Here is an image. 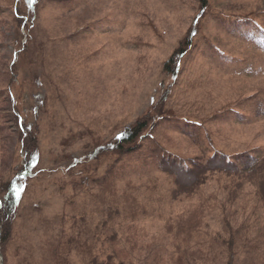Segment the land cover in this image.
Segmentation results:
<instances>
[{"label":"rangeland","instance_id":"obj_1","mask_svg":"<svg viewBox=\"0 0 264 264\" xmlns=\"http://www.w3.org/2000/svg\"><path fill=\"white\" fill-rule=\"evenodd\" d=\"M12 1L0 0V146L6 154L4 159L0 149V180L20 162L13 155L14 106L29 121L39 145L38 170L26 184L20 220L27 222L20 236L30 247L60 233L63 217L66 231L81 217L90 224L101 218L90 180L76 190L72 184L86 178L83 172L89 168L93 172L97 167L95 176L101 178L113 157L85 167L94 144L113 139L157 102L163 88L172 87L164 63L178 49L204 0H71L66 6L40 0L34 46L11 71L16 60ZM207 2L210 9L199 21L190 53L181 61L166 108L176 105L175 113L201 121L205 130L200 135H210L214 147L227 154L264 147V118L250 119L255 100L264 102V51L231 33L230 19L222 15L253 13L264 26V0ZM85 26L89 29L82 38L64 42ZM247 69L249 73L244 72ZM227 107L238 109L242 117L220 118L218 113ZM169 124L159 127L157 141L186 158L200 155L181 132L185 127L175 130ZM147 175H133L132 180L145 181ZM150 178H157L160 188L139 225L152 248L148 264H156L172 250L164 221L197 202L160 203L168 182L158 173ZM212 192L214 186L206 188V193ZM205 225V233L225 236L214 209L205 214ZM236 251L233 264H241L242 252L238 247ZM73 261L82 263L78 256ZM217 264H227V258Z\"/></svg>","mask_w":264,"mask_h":264},{"label":"trees","instance_id":"obj_2","mask_svg":"<svg viewBox=\"0 0 264 264\" xmlns=\"http://www.w3.org/2000/svg\"><path fill=\"white\" fill-rule=\"evenodd\" d=\"M56 1L61 6L71 2ZM207 1H202L199 15L178 49L164 63L165 74L174 82L182 59L190 53L193 39L199 33V21L210 9ZM39 4L40 0L12 1L16 60L11 63V71L15 70L19 59L26 56L30 46H34L33 24ZM222 15L230 19L228 28L233 27L231 33H239L245 41L255 43L264 51V26L253 13ZM88 29L89 26L79 28L78 32L67 35L64 42L71 44L73 39L82 38V33ZM23 40L25 43H22ZM250 70L244 72L249 73ZM174 82L172 87L163 88L157 102L145 114L124 127L113 139L105 143L96 142L92 153L84 160L86 167L113 157V163L101 178L95 176L97 167L93 172L89 168L83 172L86 178L72 184L76 190L90 180L97 191L93 196L94 206L101 218L90 224L85 217H81L76 222L73 220L70 230L66 231L63 217L61 232L53 238L39 240L38 246L31 244L28 247L20 236L27 225L26 221H20L23 219V196L29 189L26 184L34 179L38 170V137L29 121L13 106L17 133L13 155L20 162L10 168L4 180H0L2 264H77L73 261L75 256L80 258L81 264H148L152 248L147 247L145 230L139 224L148 215L147 205L152 204L153 195L160 188V181L150 178L154 173L164 176L168 182L169 189L160 197V203L197 202L164 221L163 230L172 242V250L166 259L160 256L156 264H217L224 257L227 264H233L237 247L243 255L241 264H264V147L236 154H227L214 147L210 135L206 133L205 138L200 135L205 130L201 121L175 113L176 105L166 108L172 100ZM250 109V119L264 118V102L255 100ZM235 115L242 117L238 109L232 107L218 113L226 120ZM163 123H170L169 128L175 130L183 125L185 129L181 132L200 155L186 158L165 149L154 136ZM207 144L210 147H206ZM2 152L4 158L6 154ZM145 174H149L145 181L141 177L137 181L132 180L133 175ZM209 186H214V192L206 193ZM211 209L217 211L225 236L203 231L206 229L205 214ZM28 220L31 223V219Z\"/></svg>","mask_w":264,"mask_h":264},{"label":"water","instance_id":"obj_3","mask_svg":"<svg viewBox=\"0 0 264 264\" xmlns=\"http://www.w3.org/2000/svg\"><path fill=\"white\" fill-rule=\"evenodd\" d=\"M0 264H2V259L0 258Z\"/></svg>","mask_w":264,"mask_h":264},{"label":"snow or ice","instance_id":"obj_4","mask_svg":"<svg viewBox=\"0 0 264 264\" xmlns=\"http://www.w3.org/2000/svg\"><path fill=\"white\" fill-rule=\"evenodd\" d=\"M33 2H34V0H33Z\"/></svg>","mask_w":264,"mask_h":264}]
</instances>
